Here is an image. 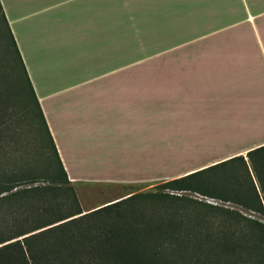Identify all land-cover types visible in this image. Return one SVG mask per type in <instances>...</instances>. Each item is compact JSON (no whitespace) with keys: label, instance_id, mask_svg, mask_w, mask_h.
<instances>
[{"label":"crops","instance_id":"obj_1","mask_svg":"<svg viewBox=\"0 0 264 264\" xmlns=\"http://www.w3.org/2000/svg\"><path fill=\"white\" fill-rule=\"evenodd\" d=\"M0 1L72 184L146 190L159 181L160 172L175 166L178 173L164 181L253 148L191 168V124L200 123V114L192 116L189 92L199 90L184 81L185 73L180 81L175 74L160 82L158 72L142 63L165 57L182 60L176 67L187 69V63L194 65L191 59L210 58L174 48L237 24L223 23L224 12L227 20H238L239 11L250 17L264 12L262 3H255L259 0ZM212 19L210 28L199 23ZM223 63L214 64L221 74L241 67Z\"/></svg>","mask_w":264,"mask_h":264},{"label":"trees","instance_id":"obj_2","mask_svg":"<svg viewBox=\"0 0 264 264\" xmlns=\"http://www.w3.org/2000/svg\"><path fill=\"white\" fill-rule=\"evenodd\" d=\"M0 26L34 94L1 1ZM39 109L57 164L44 184L19 189V179L35 181L30 171H0V264H264V143L84 211Z\"/></svg>","mask_w":264,"mask_h":264},{"label":"rangeland","instance_id":"obj_3","mask_svg":"<svg viewBox=\"0 0 264 264\" xmlns=\"http://www.w3.org/2000/svg\"><path fill=\"white\" fill-rule=\"evenodd\" d=\"M255 3L256 5L262 3L264 6V0ZM198 6L202 7L203 4ZM224 13L223 23L237 21V24L219 28L212 36L174 48L178 51L198 53L197 55L207 54L206 57L210 58L200 55V58L189 59L190 61H187L194 62V65L187 63L184 65L188 66L187 69L176 67L182 66V60L165 57L144 59L142 63L143 67L153 68L158 72L160 82L167 81L175 74L174 78L180 81V74L185 73L184 81L190 88L199 90L189 92L192 93L190 101L192 116L198 112L200 114V123L191 124V155L188 156L191 168L209 164L232 153L264 143V12L255 11L254 16L250 17V12L239 11L238 20L235 18L227 20ZM188 21L192 22L191 19ZM212 21L213 19L207 23L202 21L199 23L210 28ZM198 27L192 28L191 35H194ZM146 47H149V44L144 42V48ZM215 56L222 58L216 60ZM236 57L240 58L235 59ZM220 60L227 65L240 62L241 67H231L229 73L221 74L218 71L219 66L214 67ZM202 67L206 70L196 75L193 73ZM10 156L13 163L9 160ZM180 157L176 155V159H181ZM3 158L5 162L2 161ZM50 162L56 163L51 140L28 78L23 71L20 73L13 66L11 55L0 45V171L6 169L7 177L24 169L30 171L35 181L27 177L21 178L16 187L18 189L42 185L46 182L44 172ZM178 168L179 165L167 172H160L159 181L146 190H140L141 188L136 186L113 184L73 185L82 209L88 211L116 197L155 191L166 177L176 175ZM175 192L214 204H224L220 200L196 192Z\"/></svg>","mask_w":264,"mask_h":264}]
</instances>
